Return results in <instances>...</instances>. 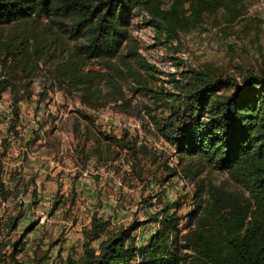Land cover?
<instances>
[{
  "label": "trees",
  "instance_id": "16d2710c",
  "mask_svg": "<svg viewBox=\"0 0 264 264\" xmlns=\"http://www.w3.org/2000/svg\"><path fill=\"white\" fill-rule=\"evenodd\" d=\"M243 2L0 0V71L6 74L0 90L10 89L12 126L19 100L40 69L94 107L125 102L127 83L131 92L147 95L149 102L142 106L149 121L180 158L194 160L195 175L207 164L226 172L247 193L196 178L187 230L181 232L176 210L166 204L145 220H156L157 226L141 244L133 232L144 220L109 230L110 220L93 214L84 228L83 254L77 260L68 257L65 264H264V73L241 72L239 81L235 75L190 67L178 77L170 74L169 86L130 30L131 19L141 15L171 41L197 27L206 13L238 16ZM157 108L166 113L157 114ZM103 136L108 143L138 149L126 132ZM0 184L5 199L14 188ZM20 216H13L11 224ZM33 222L15 240L0 238V264H19L15 255ZM94 239L96 247L90 244Z\"/></svg>",
  "mask_w": 264,
  "mask_h": 264
},
{
  "label": "rangeland",
  "instance_id": "374dc122",
  "mask_svg": "<svg viewBox=\"0 0 264 264\" xmlns=\"http://www.w3.org/2000/svg\"><path fill=\"white\" fill-rule=\"evenodd\" d=\"M130 30L141 53L156 64L169 86L170 74L178 77L181 69L190 67L235 75L239 81L241 72L264 73V0H244L234 18L222 10L206 13L197 27L180 31L171 41L158 35L141 15L131 19ZM5 75L0 71V79ZM22 95L12 126L10 89L0 90V182L4 188H14L7 198L0 196V238L15 240L37 220L15 255L19 264L79 259L84 228L93 214L108 218L109 230L144 220L133 232L141 244L157 226L156 220H145L169 204L185 232L196 178L247 195L226 172L207 164L195 175L194 160L180 158L149 121L142 106L149 102L147 95L131 92L127 83L125 102L106 101L94 107L40 69ZM80 110L92 120L83 118ZM125 132L137 150L108 143L103 136ZM19 212L16 224H11ZM97 242L90 244L96 247Z\"/></svg>",
  "mask_w": 264,
  "mask_h": 264
},
{
  "label": "built area",
  "instance_id": "2783aa9c",
  "mask_svg": "<svg viewBox=\"0 0 264 264\" xmlns=\"http://www.w3.org/2000/svg\"><path fill=\"white\" fill-rule=\"evenodd\" d=\"M123 125H125V122H122Z\"/></svg>",
  "mask_w": 264,
  "mask_h": 264
}]
</instances>
